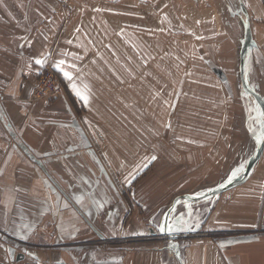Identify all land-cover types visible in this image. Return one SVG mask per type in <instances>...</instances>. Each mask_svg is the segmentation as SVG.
I'll return each mask as SVG.
<instances>
[{
  "label": "rangeland",
  "instance_id": "obj_1",
  "mask_svg": "<svg viewBox=\"0 0 264 264\" xmlns=\"http://www.w3.org/2000/svg\"><path fill=\"white\" fill-rule=\"evenodd\" d=\"M37 1L48 9L49 50L28 98L47 104L59 135L76 127L85 140L81 198L94 199L80 211L97 216L102 237L112 233L107 243L91 233L87 247L170 248L173 264L187 255L198 264L191 250L212 242L226 258L218 264L247 263L257 247H232L264 237V142L253 135L264 112L253 88L264 94V0ZM60 59L73 81L54 66ZM72 83L88 86L87 104ZM47 174L59 186L56 171ZM166 221L178 226L162 232Z\"/></svg>",
  "mask_w": 264,
  "mask_h": 264
},
{
  "label": "crops",
  "instance_id": "obj_2",
  "mask_svg": "<svg viewBox=\"0 0 264 264\" xmlns=\"http://www.w3.org/2000/svg\"><path fill=\"white\" fill-rule=\"evenodd\" d=\"M42 4L37 0H0V264H173L170 248L153 247L129 254L128 249L125 253L122 246H113L116 250L113 252V247L106 244L112 233L106 230L102 237L93 223L97 216L88 220L81 213V206L88 207L94 199L91 194L79 201L76 199L88 191L86 183L81 181L79 164L85 140L75 123H72L75 128L70 134L64 136L61 129L59 135L57 118L49 117L51 109L47 104L28 98L33 76L40 67L34 60L43 59L49 50L48 33H43L48 29L44 15L48 9ZM247 78L253 83L251 76ZM253 88L264 99L258 82ZM34 108L38 115L36 119L33 116L35 121H32L30 114ZM52 112L56 115L57 107ZM49 122L55 125L51 133ZM32 157L40 158V165ZM55 171L60 187L55 186L47 174ZM6 185L23 186L28 194L16 198ZM263 191L264 187L259 193ZM65 204L68 206L64 207ZM91 210L97 214L93 207ZM178 211L176 215L183 213L182 208ZM223 223L237 228L255 226L247 222ZM91 233L105 238L106 245H94L96 241H92L94 244L87 247ZM236 242L232 250L237 246L257 247L253 252L247 251L248 261L243 264H264V237ZM203 244L199 251L191 250L197 255L198 264H218L216 260L226 262V258L220 256V247L212 242ZM205 251L211 260L205 259ZM192 261L187 255L182 263L193 264ZM232 262L234 264L233 258Z\"/></svg>",
  "mask_w": 264,
  "mask_h": 264
},
{
  "label": "snow or ice",
  "instance_id": "obj_3",
  "mask_svg": "<svg viewBox=\"0 0 264 264\" xmlns=\"http://www.w3.org/2000/svg\"><path fill=\"white\" fill-rule=\"evenodd\" d=\"M68 43H71V41H68ZM47 63V57H44L43 59L37 58L34 60V64L38 66H44ZM65 60L60 59L58 62L55 63V67L63 72V76L69 80L70 82L73 81V75L69 72L64 70ZM71 68H75V65H71ZM118 78V77H117ZM119 79V78H118ZM72 88L76 94L77 97H79L85 104L88 103L89 95H88V86L84 85V90L82 91L81 88L77 87L75 83H72ZM259 111V110H258ZM258 123H259V132H254V139L256 144H260L261 142H264V112H259L258 116ZM251 130V129H250ZM152 160L156 159V156L151 157ZM240 172V168H236L230 176H228V181L231 182ZM6 188H10L11 192L15 194L16 198H19L21 194L27 195L28 193L24 191L23 186L16 187V186H5ZM33 194H35L33 190ZM200 195H203V193H200ZM59 197H57V200ZM78 201L81 200V197L76 198ZM68 205L65 204L64 207H67ZM186 223V222H185ZM178 225L168 224L167 221L165 224L160 225V231H164L165 227H167V230L169 232L173 231L175 227Z\"/></svg>",
  "mask_w": 264,
  "mask_h": 264
},
{
  "label": "water",
  "instance_id": "obj_4",
  "mask_svg": "<svg viewBox=\"0 0 264 264\" xmlns=\"http://www.w3.org/2000/svg\"><path fill=\"white\" fill-rule=\"evenodd\" d=\"M247 26H249L248 23H247ZM255 95H256V94H255ZM256 96L259 97L260 95L258 96V94H257ZM257 99L260 100L261 103L264 102V101H263L264 99L262 100L260 97L257 98ZM261 107H262V109L264 110V106L262 105ZM253 162H254V159L250 158L249 161L247 162V170H249V169L251 168ZM222 189H224V187L220 188L219 191L222 190ZM219 191H218V192H219ZM215 195H216V194H215ZM20 256H21V255H19L17 258H19Z\"/></svg>",
  "mask_w": 264,
  "mask_h": 264
},
{
  "label": "built area",
  "instance_id": "obj_5",
  "mask_svg": "<svg viewBox=\"0 0 264 264\" xmlns=\"http://www.w3.org/2000/svg\"><path fill=\"white\" fill-rule=\"evenodd\" d=\"M49 79H46V81H48Z\"/></svg>",
  "mask_w": 264,
  "mask_h": 264
}]
</instances>
